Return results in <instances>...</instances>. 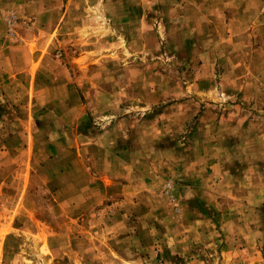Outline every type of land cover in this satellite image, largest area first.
Wrapping results in <instances>:
<instances>
[{"label":"rangeland","instance_id":"obj_1","mask_svg":"<svg viewBox=\"0 0 264 264\" xmlns=\"http://www.w3.org/2000/svg\"><path fill=\"white\" fill-rule=\"evenodd\" d=\"M0 42V264H264V0H0Z\"/></svg>","mask_w":264,"mask_h":264},{"label":"crops","instance_id":"obj_2","mask_svg":"<svg viewBox=\"0 0 264 264\" xmlns=\"http://www.w3.org/2000/svg\"><path fill=\"white\" fill-rule=\"evenodd\" d=\"M101 1V0H100ZM103 1V0H102ZM105 1V0H104ZM0 45H1V42H0ZM42 46H41V42H39V48H41ZM0 71H1V69H0ZM0 77H1V73H0ZM17 77V76H16ZM16 85H17V83H16V79L14 80V82L12 83V85L10 86L11 88H12V90L8 93V92H6L7 94H6V97H5V99H13V98H15V97H13L14 95L15 96H17V95H19V91L20 90H15L16 89ZM2 85H1V83H0V95H3V92H4V89H2V87H1ZM26 88V89H25ZM28 90V91H27ZM24 91H26V92H28L29 94V97H28V112H29V116H28V119H29V126H26V127H28V128H24V129H28L27 131L29 132V134H30V139L28 138V140H26L27 141V144H28V161H29V163H31V160H32V158H31V156H32V153H33V148H34V145L36 144V142H35V139H34V137L32 136V127H31V123H33V120H34V117H33V112H36V113H39V111H42V110H46L47 111V107H45L47 104H43V102L42 101H40L39 102V104H40V107H38V106H36L37 105V103H38V100H37V102H36V100H35V95H34V93H35V83H34V86L32 85V86H30V88L28 89L27 88V86H25L24 87ZM21 96V95H20ZM1 98V97H0ZM35 106H36V108H35ZM20 108H24V107H22V106H20ZM48 111H49V109H48ZM35 121V120H34ZM37 127H39L38 125H37ZM42 127H43V129H44V132H45V129L47 128V126L45 127L44 125H42ZM53 127L50 125V129H52ZM67 129H68V127H66ZM47 130H49L48 128H47ZM48 137H49V135H47ZM50 139H51V137H49ZM26 139H27V137H26ZM80 140V139H79ZM49 144H52V142H50L49 141V139H48V143H46V145H49ZM65 145H70V146H73V145H75V144H73V139H71V141L70 142H68L67 143V141L64 143ZM3 145H5V144H3ZM45 146V145H44ZM23 147V146H22ZM47 147V146H46ZM2 148H6V145L5 146H3ZM18 151V148H17V146H16V149H15V151ZM45 151H46V148L44 149ZM6 154H9V153H6ZM12 155L10 156V157H12V161L13 162H15L16 160L15 159H18L19 157H20V155L19 154H15V153H11ZM83 155V154H82ZM94 158H95V156H93L92 157V160L94 161ZM76 160H77V162H78V165H79V167L81 168V171H85L86 169H88V168H86V164H85V161H86V159L85 158H83V157H78V158H76Z\"/></svg>","mask_w":264,"mask_h":264}]
</instances>
